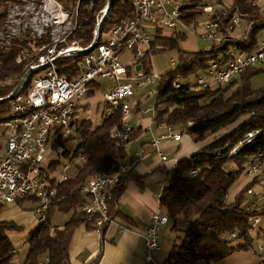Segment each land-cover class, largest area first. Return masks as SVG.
Instances as JSON below:
<instances>
[{
  "label": "trees",
  "instance_id": "obj_1",
  "mask_svg": "<svg viewBox=\"0 0 264 264\" xmlns=\"http://www.w3.org/2000/svg\"><path fill=\"white\" fill-rule=\"evenodd\" d=\"M34 1L37 4L40 0ZM58 1L64 11L76 14L73 27L69 30V40L80 46L91 43L96 25L94 15L103 9L107 0H80L75 12L74 0ZM255 1L233 0L230 4L229 0H215L217 5L212 17L204 21L217 22L216 32L221 41L211 43L207 49L198 52L180 49L185 33L175 29L170 36H166L162 27L157 25L150 40L151 47L145 59L140 61L141 68L150 73L153 56L161 50L177 49L174 66L157 80L152 122L156 126H170L180 131L198 146L188 157L177 159L173 168L165 172L167 182L158 201L163 213L168 214L171 229L177 231L180 241L173 243L162 264H211L229 257L237 249L245 250L253 241L251 232L255 228L254 221L264 217V203L255 209L247 195L249 188L252 189L264 179V88L255 89L250 84L251 77L258 69L255 65L246 67L224 85L211 81L208 74L211 64L248 55L259 45L257 37L264 30V18H261L258 12L260 8ZM14 2L18 3L19 0H0V32L5 26L6 6ZM109 4L111 13L98 29V42L105 40L108 29L117 21L135 14L131 3L110 0ZM203 4L206 5V2L202 0H182L180 17L196 27L200 24L198 16L203 15ZM223 7H227L228 11L222 15ZM236 15L246 25L237 36L234 35L237 26L232 23ZM42 44H50L48 34L38 38L28 34L12 37L8 44L6 41L1 43L0 36V98L14 90L28 64L35 58L32 55L23 64H18L16 56L25 50L33 51ZM79 61L80 57L60 59L57 61L58 71L69 76L76 75L79 73ZM34 75V72L29 74L19 93L27 91ZM200 78L205 82L199 83ZM8 79L13 82L7 84ZM100 86L97 80H93L85 96L90 97ZM12 100L6 98L0 103V122L11 110ZM100 105L101 121L97 124H93L88 116L79 118L88 104L74 109L72 131L65 141H76L75 148L72 153L63 150L57 154L71 162L73 170L68 180L63 181H56L46 172L45 178L55 188L57 196L49 202L44 222L32 229L27 241V255L21 264H69L68 242L72 229L78 224H86L88 229L95 228L93 220H87L86 213L82 211L89 196L83 194L80 188L88 177L113 170L114 157L117 156L120 161L124 159L129 141L117 146L108 137L110 129L119 127L124 120L120 107L110 103ZM138 105L137 99L132 109L139 110ZM254 132L256 134L250 142L238 147L247 133ZM233 147L238 150L232 152ZM59 157L49 164L50 170L59 166ZM255 164L258 166L255 174L229 201L227 197L233 184L246 174L249 166ZM193 169L198 171L189 173ZM129 173H124L120 184L111 189L110 200L106 202L110 218H115L119 213L117 200L123 192L125 181L135 179ZM31 199L25 200L31 202ZM55 211L72 214L62 226L54 227L51 216ZM179 221L186 224L178 225ZM22 229L12 221H0V264H17L9 232ZM236 240L239 241L237 245L233 244ZM97 261L98 257L89 264H97Z\"/></svg>",
  "mask_w": 264,
  "mask_h": 264
},
{
  "label": "built area",
  "instance_id": "obj_2",
  "mask_svg": "<svg viewBox=\"0 0 264 264\" xmlns=\"http://www.w3.org/2000/svg\"><path fill=\"white\" fill-rule=\"evenodd\" d=\"M122 1L131 3L135 14L127 18L123 17L112 25L105 34L103 42H98L99 33L96 35L94 33L92 44L89 43L84 47H74L69 45L65 39L51 36L52 44L39 45L33 51L25 50L16 56L15 61L18 64H23L24 60L34 55V61L29 65V68L37 72L34 71L35 75L31 79L27 92H18L14 95L8 117L0 122V127H4L5 134V151L0 159V206L15 204L22 199L34 197L38 200L35 205V212L38 214L36 220L40 223L44 222L48 204L57 195L55 188H52L49 180L45 178L47 165L51 162L48 157L49 150H51L53 142L65 140L71 133L74 109L90 90V82L99 78L109 79L111 85L108 91L101 95L103 103L120 107L123 117L130 114L133 103H136V101H131L135 97V93L141 87L159 78V74L152 69L153 72L146 73L140 63L145 59V54L151 47L150 40L155 33V27L160 25L175 30L177 26L179 28H191L192 26L179 15V6L182 4V0ZM202 1H205L206 5L201 6V14L209 19L215 6V0ZM45 3L46 1H43V5L47 4ZM262 4H264V0H262ZM14 8L16 7L14 6ZM225 11H228L227 7L222 8L221 14H225ZM110 13L111 6L109 7L105 3L100 13L96 15V25L100 23L102 26ZM32 16L29 17V20L31 22L33 20L34 25L31 26L38 31V35L33 33L36 34V37L41 36L44 34L41 33L44 27ZM239 21L238 15L232 19L234 26L239 24ZM217 25L216 21H205L202 26L208 30L207 33L195 32L193 28L192 30L201 39L218 43L221 39L217 36ZM10 34L11 38L18 37L13 31ZM93 44L94 47L90 52L83 53L84 49H90ZM257 47V50L251 51L248 55L238 56V58L225 63L217 61L211 64L208 71L211 76L210 80L224 85L244 68H249L254 63L264 60V37ZM126 52L129 57L122 61L121 58ZM78 55H80L78 74L70 77L56 70L55 63L59 58L65 59L66 56ZM171 63H174L173 59H171ZM137 65L140 66L136 69ZM12 82L9 79L6 81L7 84ZM204 82L205 80L199 79V83ZM149 93L151 91H148ZM166 129L167 132L161 134L159 140L167 137L174 141L181 139L180 131L173 130L170 126H167ZM132 133L130 123L122 120L119 127L115 126L110 129L108 137L117 146H120L129 140ZM255 134V132L247 133L238 147L250 142ZM159 140L153 139L152 145L159 160L163 161L167 159V156L161 153L157 147ZM58 149H60L59 144L56 146V150ZM236 150H238L237 147L232 148V152H236ZM119 161L117 156L114 157L115 168L113 170L88 177L80 188L83 194L89 196V201L84 203L82 211L86 213L87 220H93L95 226L93 230L97 233L113 220L107 215L108 205L106 202L110 200L111 189L120 184L123 174L128 170V167ZM73 167L71 162L63 163L62 170L56 172V178L53 174L55 171L51 172V175L58 181L67 180ZM257 169L256 164L249 166L246 169V175L252 177ZM195 171L198 170L193 169L189 173L194 174ZM168 220V214L163 213L161 209L152 213L151 220L143 231L148 252L159 248V229L165 226ZM258 221L257 218L253 224L256 225ZM147 259L150 261L151 257L147 256ZM259 264H264V260L259 261Z\"/></svg>",
  "mask_w": 264,
  "mask_h": 264
},
{
  "label": "crops",
  "instance_id": "obj_3",
  "mask_svg": "<svg viewBox=\"0 0 264 264\" xmlns=\"http://www.w3.org/2000/svg\"><path fill=\"white\" fill-rule=\"evenodd\" d=\"M258 12L261 18H264V8ZM240 22L237 26L239 30L236 36L241 34L246 27L241 20ZM97 82L99 81L97 80ZM99 89H95L94 92ZM134 96L131 101L137 102L138 99L139 103L137 107L139 110L132 109L135 102L131 107V112L136 114L134 116L140 113L143 115L151 113L150 117L135 119L136 123L132 125V137L125 147L126 155L120 161L128 167L127 172H130L129 174L135 179L130 178L125 181L123 192L117 200L119 213L109 225L101 228V232L97 233L93 229H88L86 224H78L72 229L71 239L68 242L69 264H89L97 257V264H162L164 262L162 259L165 255L159 253L162 251V242L157 250L148 252L143 235L144 227L150 222L152 213L161 209L158 199H160L163 186L167 182L166 170L172 169L177 159L188 157L198 149V146L189 136L183 134H181L180 140L174 141L170 137L159 140L161 134L167 132V129L163 125L156 126L152 122L153 105H148L149 97H143L138 93H135ZM100 102L103 103L102 98ZM153 139L159 140L157 147L161 153L167 156V159L159 160L152 145ZM242 187L234 191L229 197V201ZM252 191L255 196L249 194L248 200L255 203L256 206H262L264 203V179L258 182ZM32 207L27 208L21 206L20 203L5 205L0 208V221H12L17 227L24 229L27 226L32 231L36 226V219L31 211ZM9 209L14 212H10ZM68 214L66 221L70 219L72 212ZM170 222L159 232L172 230ZM255 228L256 231L251 232L253 241L249 248L237 249L229 257L211 264H259V261L264 260V217L259 218ZM147 256L151 257L150 261Z\"/></svg>",
  "mask_w": 264,
  "mask_h": 264
},
{
  "label": "rangeland",
  "instance_id": "obj_4",
  "mask_svg": "<svg viewBox=\"0 0 264 264\" xmlns=\"http://www.w3.org/2000/svg\"><path fill=\"white\" fill-rule=\"evenodd\" d=\"M43 1H46L47 4L46 3L45 4L48 6L43 5ZM78 2H80V0H74L73 1L74 12L76 11V8L78 6ZM229 3L230 4L233 3V0H229ZM255 3L257 4V6L260 9L264 8V4H262V0H256ZM59 4L60 3L58 0H42V1L40 0L37 4H35L34 0H19L18 3L14 2V3H10V5H7L6 6L7 17L4 20L5 21L4 30L0 32L1 43L6 41V43L8 44V40L11 38L10 33L12 31L15 32V34H17L19 37L20 36L24 37L25 34H28L30 37H36V34L38 35V31H36V29H34V27L31 26V25H34L33 20H32V22H31V20H29V17H31V15H33L32 17H34V20H36V22H40L44 27V29L41 33L49 35L50 44H52L51 36H54V37H58L60 39H65L66 41L69 42V45H72L74 47L80 46L76 42L69 40V37H68V35L70 33L69 30L73 27V22L75 20L73 18H74V16H76V14H74L73 12L64 11L62 9V6H60ZM215 4H216V2H215ZM14 6L16 8H14ZM100 11H98V13H96V15L99 14ZM213 11H214V8H213ZM96 15H94L95 20L97 19ZM212 15H213V13L211 14L210 17H212ZM198 18L200 20V24L197 25L196 27L191 26V28H187V27L179 28V26H177L176 30H180V32L186 34V37L184 38V40H181L180 45H179L181 50L189 49V50H193L194 52H198V50H202L204 48L207 49L209 47V45H211V43H216L215 41H211V40L210 41L203 40V39H201V37L198 34L193 33V30L195 32H202V33L208 32V30H206V28L204 26H202L203 23L205 22L204 20L206 19V16L203 14V15L198 16ZM44 23H46V24H44ZM240 23L241 22L239 21V24ZM239 24H237L236 26H238ZM95 28H96V25H95ZM192 28H193V30H192ZM162 29L166 35H170V33H173V31H174L173 29H167L166 27H162ZM238 30L239 29L237 28L235 33H234L235 36H236ZM33 32L36 34H34ZM94 33H95V31H94ZM217 36H219V34ZM263 36H264V30L261 33V35L259 37H257L259 39V45L263 40ZM93 38H94V36H93ZM219 38L221 39L220 36H219ZM50 44H48V45H50ZM42 45H47V44H42ZM82 47H84V46H82ZM257 48L258 47L254 48L252 51L257 50ZM176 52H177V49H171V51H167V50L159 51L158 54H156L155 56L152 57V63H151L150 69L157 72L159 74V78H160L162 73H164L167 70L168 71L171 70L172 66H174V64L176 62V58H177ZM80 55H78V56H66L65 58H67V57H74V58L78 57L79 58ZM127 57H129V56H128V53L126 52V54L121 58V60L125 61L127 59ZM60 59L61 58H59L58 60H60ZM171 59L174 60V63H171ZM62 60H64V59H62ZM33 61L34 60L32 59V61L28 64L26 71L30 69L29 65ZM57 61L55 63V67L57 68L56 70L58 71ZM254 65L258 69V71L255 74H253V76L251 77V80H250L251 87H253L255 89L264 88V60L258 61L256 63H254ZM26 71H24V73ZM34 71L35 70H31V72H34ZM31 72H29V74ZM35 72H37V71H35ZM58 72H61V71H58ZM151 72H153V71H150V73ZM159 78L157 80H159ZM157 80L153 81L152 83L146 84V86L141 87L137 91V93L139 95L141 94V96H143V97H145V96L149 97V99H148V105L149 106H152L154 104V100H155V96H156L155 93H156ZM98 81H99L98 84L101 85L100 89L98 91L94 92L93 95H91L90 97L83 96L82 102L80 104H77V106H76V107H78V106L80 107L84 104H88V108L85 110V112H83L79 115V118H81L82 116H88L93 121L92 122L93 124H97L101 121V115H100V112H101L100 100L102 98L101 95L105 94L111 85L109 82L110 80L107 78L106 79L99 78ZM23 85L20 86V89L22 88ZM20 89H19V91H20ZM148 91H151V93L148 94ZM10 94H8V95H10ZM8 95H6L4 97H7ZM4 97H1V98H4ZM13 99H14V97H13ZM97 105H99V106H97ZM142 108H145V106H142ZM8 113H9V111H8ZM134 114H133V112L130 111V114L124 116V120L127 121L128 123H130L131 127H132V125H134L136 123L135 119L140 118V117L147 118V117L151 116V113H149L147 115H143L142 113H140L137 116H134ZM7 117H8V115H7ZM2 120H4V119H2ZM132 130H133V127H132ZM3 131H4V127H0V159L3 157V151H5V141H4L5 134H3ZM65 140H59L58 143H57V141H55L51 144L52 147H51V150H49V154H48V157H49V159H51V162L53 160H56V158L59 157L57 154L63 150L64 151H70L72 153L73 148H75L76 141L70 140V139H69V141H65ZM58 144H59L60 149L56 150V146ZM59 158H60L61 162L59 163V166H57V168L55 170L52 171L49 169V166H50L49 164L51 162L47 165V171L46 172H48V174L50 176H52L51 172L55 171L53 173L54 177H55L56 172L62 170V164L68 163V161L66 159H64L63 156L62 157L60 156ZM76 160H78V159H76ZM72 170L70 171L69 174H71ZM56 181H58V180H56ZM61 181H63V180H61ZM249 181H250L249 176H247L246 174L242 175V177L238 181H236L233 184V186L231 187L230 192H229V197L234 193V191H236L237 189H240L242 186L245 185V183H248ZM249 189H250V191H247V195H249V194L253 195L252 189L251 188H249ZM253 196H255V195H253ZM229 197H227V198H229ZM31 198L33 199V201H31V202L26 201L25 199H22L24 202H21V203L19 202V203L21 204V206H25L27 208L33 206L31 211H33L34 219H36L38 214L35 212V207H36L35 205H36V203H38V200L34 197H31ZM22 200H20V201H22ZM11 204H13V203H11ZM15 204L17 205L18 203H15ZM6 205H8V204H6ZM3 207H5V206H3ZM252 207L257 209V207H261V206H258V205L256 206V204L253 203ZM6 209H8V208L6 207ZM9 211L12 212L13 210L9 209ZM52 214L53 215L51 216V218H52V224L54 227L62 226L64 224V222L68 219L67 216L69 215L68 213L62 212V211H58V212L55 211ZM169 221H170V219L168 220L167 224L169 223ZM38 223H40V222L36 220V224H38ZM41 223H43V222H41ZM171 223L172 222H170V225H171ZM183 223H185V222L179 221L178 225L183 224ZM183 225H185V224H183ZM163 227H165V226H163ZM254 231H256V228H254ZM31 233H32L31 228H27V226H26V228L21 230L19 233L14 232V231L10 232V238H11V242H12L11 246H13V249L16 252L15 260H16L17 264H21L24 261V257L27 255V251H28L27 241L30 238ZM159 239H158L159 246H160V243L162 242V245H161L162 251L159 253L162 255L163 254L165 255V256H163L164 258L162 259V261H164L166 259V256H167V252L170 250L173 243H179L180 239L178 238L177 231H173V230L159 232ZM238 242L239 241L236 240L233 242V244L237 245Z\"/></svg>",
  "mask_w": 264,
  "mask_h": 264
},
{
  "label": "water",
  "instance_id": "obj_5",
  "mask_svg": "<svg viewBox=\"0 0 264 264\" xmlns=\"http://www.w3.org/2000/svg\"><path fill=\"white\" fill-rule=\"evenodd\" d=\"M109 2H110V0H107V4H108V6L110 7L111 5L109 4ZM100 27H101V24L99 23V25H96V28H94V31H95V35L96 34H98V29H100ZM92 44V43H91ZM94 47V44L93 45H91V48L90 49H84V51H83V53L84 52H90L91 50H92V48ZM140 65H137L135 68L137 69L138 67H139ZM31 70L32 69H29V70H27L25 73H24V75L21 77V79L19 80V82H18V84H16L15 86H14V90L11 92V94L10 95H8L7 97H4V98H1L0 99V103L4 100V99H6V98H13L14 97V95H16L17 93H18V91H19V89H20V86L21 85H23V84H25L26 83V80H27V78H28V75H29V72H31Z\"/></svg>",
  "mask_w": 264,
  "mask_h": 264
},
{
  "label": "bare ground",
  "instance_id": "obj_6",
  "mask_svg": "<svg viewBox=\"0 0 264 264\" xmlns=\"http://www.w3.org/2000/svg\"><path fill=\"white\" fill-rule=\"evenodd\" d=\"M103 7H104V6H103ZM64 15H65V14H64ZM98 33H99V32H98ZM38 37H40V36H38ZM38 37H37V38H38ZM34 38H36V37H34ZM92 40H93V39H92ZM92 49H93V48H92Z\"/></svg>",
  "mask_w": 264,
  "mask_h": 264
}]
</instances>
